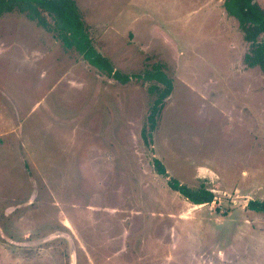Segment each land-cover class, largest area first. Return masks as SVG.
<instances>
[{"label":"rangeland","instance_id":"rangeland-1","mask_svg":"<svg viewBox=\"0 0 264 264\" xmlns=\"http://www.w3.org/2000/svg\"><path fill=\"white\" fill-rule=\"evenodd\" d=\"M75 1L130 79L0 17V264H264V72L225 0ZM155 67L173 91L149 137Z\"/></svg>","mask_w":264,"mask_h":264},{"label":"trees","instance_id":"trees-1","mask_svg":"<svg viewBox=\"0 0 264 264\" xmlns=\"http://www.w3.org/2000/svg\"><path fill=\"white\" fill-rule=\"evenodd\" d=\"M224 9L238 21L245 43L249 45V51L243 58L244 64L248 68L259 67L264 72V9L256 0H225ZM15 11L26 13L38 26L53 33L67 49L78 52L91 66L105 72L109 77L122 83L130 79L129 76L116 71L111 61L93 47V41L75 0H0V17ZM146 78L160 83L150 88V91L157 92V99L148 116L150 137V131L156 128L165 100L173 91V82L160 67H155L152 72L147 73ZM155 165L161 174L167 176L159 160L155 159ZM168 183L192 204L211 203L214 199L213 193L204 187L191 190L176 179H170ZM249 208L264 213V201H250Z\"/></svg>","mask_w":264,"mask_h":264}]
</instances>
